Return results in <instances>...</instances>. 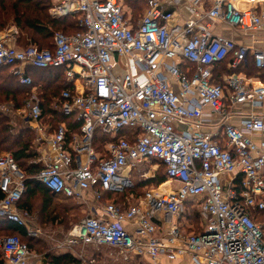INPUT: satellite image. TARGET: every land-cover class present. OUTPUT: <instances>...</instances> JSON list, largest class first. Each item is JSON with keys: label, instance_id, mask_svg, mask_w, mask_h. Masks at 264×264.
<instances>
[{"label": "built area", "instance_id": "built-area-1", "mask_svg": "<svg viewBox=\"0 0 264 264\" xmlns=\"http://www.w3.org/2000/svg\"><path fill=\"white\" fill-rule=\"evenodd\" d=\"M182 1L190 2V15L177 29L172 8ZM125 8V0H54L53 16L79 14L83 31L56 33L52 49L17 48L16 30L0 36V67H10L22 86L33 87L28 68L64 70L72 90L56 103L65 117L77 114L82 121L71 136L66 124L51 125L36 87L17 110L42 147V157L32 162L42 170L33 179L82 206L88 196L95 200L53 248L80 260L77 249L107 246L119 258L147 255L154 264L163 255L191 264H264V141L253 139L264 134V115L236 111L264 104V81L217 71L225 62L229 71L238 70L251 58L264 74V50L212 31L221 24L264 32V9L241 10L236 0H148L134 22ZM98 133L113 139L104 154L94 149ZM151 161L166 167L169 191H146L126 211L105 200L133 190L130 172ZM28 180L12 153L1 152L0 221L38 238L40 230L28 226L20 207ZM189 202L200 212V234H188L182 223ZM159 215L166 231L157 226ZM0 252V264L39 258L18 236L0 237Z\"/></svg>", "mask_w": 264, "mask_h": 264}, {"label": "trees", "instance_id": "trees-1", "mask_svg": "<svg viewBox=\"0 0 264 264\" xmlns=\"http://www.w3.org/2000/svg\"><path fill=\"white\" fill-rule=\"evenodd\" d=\"M148 0H125V3L132 5V8L137 11L132 15V20L137 21L141 15L146 10ZM53 0H0V28L6 25L3 17L9 18L8 14L13 17L16 27L20 28L22 31L28 32L31 41L39 45V49H52L53 48V38L58 31L62 33L71 35L83 31L80 27V15L72 14L64 18H55L50 16L49 11L52 10L53 5L51 4ZM141 4L143 7H141ZM143 13L139 14L141 11ZM38 37L39 39H36ZM41 41H49V44H42ZM36 47V46H35ZM28 48V47H26ZM227 63L220 64L217 71L220 74H231V73H245L247 76L254 75L252 72L255 71L257 74L260 72L255 68L254 63L249 61V64L241 67L235 71H229L227 69ZM27 74L33 79V87H25L19 84L18 79L11 73L10 67H0V106L4 103H12L14 109H21L22 100L27 99L31 94L34 87L38 90V97L40 99V106L42 112L49 123H55L58 121L59 124H66L68 128V135L79 133L82 121L77 114L71 117H65L60 109L54 110L52 105H54V100L58 97L60 98L64 91L72 90L71 85L66 82V77L63 69H36L28 68ZM261 74V73H260ZM264 75V74H262ZM55 105L59 107L56 103ZM11 116L2 112L0 110V153L8 149L12 155L19 168H21L26 177L29 178L27 181V193L23 197L28 198L27 202L24 204L22 201L20 207L30 213L32 211L31 202L34 198L40 196L43 200V211L47 214L51 221L57 222L61 221L64 224L67 221V210L65 207L54 202L55 199L59 197L55 196L51 191L45 188L40 183L36 182L33 178L41 170L42 166L29 164L31 161L37 159V154L32 150V138L24 137V133L31 135V129L26 126L20 129H15L11 126ZM120 136V135H119ZM30 137V136H29ZM104 137L97 138L95 146L98 147L99 144H104ZM158 162V161H151ZM162 166L163 163L159 162ZM165 171L166 167L164 166ZM167 182V176L165 172L164 177L153 178L152 180H147L142 183V186L147 187L151 184L161 186ZM141 186V185H140ZM146 189V188H145ZM144 189V190H145ZM135 189L131 190L133 192ZM129 193V192H128ZM145 193V192H144ZM127 195H107L105 200L116 199L124 200ZM0 193V198H2ZM186 231L188 234H200L201 233V216L199 210L196 208L194 202H189L186 205V213L184 214ZM264 222V216H261L260 222ZM188 223V224H187ZM0 233L3 234L2 237L6 236H18L23 243L33 244L34 237L28 236V232L25 228L19 227L8 221H0ZM41 244V240L37 238L35 240V245ZM30 248V247H29ZM31 249V248H30ZM49 249V247H48ZM48 249L39 250V253H44ZM32 250V249H31ZM33 251V250H32ZM51 253L48 255L51 264H80L81 261L76 259L70 254L67 255H53ZM0 258L2 254L0 252Z\"/></svg>", "mask_w": 264, "mask_h": 264}, {"label": "rangeland", "instance_id": "rangeland-1", "mask_svg": "<svg viewBox=\"0 0 264 264\" xmlns=\"http://www.w3.org/2000/svg\"><path fill=\"white\" fill-rule=\"evenodd\" d=\"M51 4L53 5V8L51 11H49V14H50V16L51 15L53 16L52 12L54 9V0ZM186 4L190 5V2H186ZM187 5H184V8H182V9H180L179 6L174 7V10L177 11V13H178L177 15L181 16L182 20H183V18H185L184 17L185 13H186L185 7ZM141 7H143L142 4H141ZM141 7H139V8L141 9ZM125 9H126L125 11H126V15H127L128 19H130L132 17L134 12H137L132 8V5L129 3L126 4ZM138 13L142 14L143 13L142 9ZM8 16H9V18L3 17V20L6 22V25L3 28H0V34H2V33L6 34V33H9L10 31L16 30L17 35L15 37L16 39L14 40V43L17 44V45H15V46H17V48L24 49V48L30 47V46L39 47L38 44H35L31 41V38H30L27 31H25V30L22 31L20 28L16 27L15 21H14L13 17L11 16V14H8ZM188 16H189V14H188ZM53 17H55V16H53ZM55 18H57V17H55ZM58 32H60V31H58ZM36 39H39V38L36 37ZM41 43L42 44H46V43L49 44V41H41ZM252 73L254 75L257 74V72H255V71H253ZM33 92L36 95H38L37 88ZM28 98L22 100L21 108H23V106L25 105V102L28 100ZM56 101H57V99L54 100V105H52V108L54 110L59 109V107H57L55 105ZM7 109L14 111L13 113H11V115L9 114L12 118L10 124L13 128H15L17 130V129H20L21 127L26 126V124H28L26 115H24L22 113L18 114L17 110L14 109L12 103H4L3 105L0 106V110L2 112H4ZM51 125L56 127L59 125V123L57 121L55 123H51ZM31 132H32V133H30L31 135L24 133V137H25V139L26 138H32V144H31L32 150L37 154V159H38V158L42 157V153H41L42 147L37 144L34 131L31 130ZM126 136H127L126 133L121 134L120 136H118V138L114 139V141H117L118 139L124 138ZM101 137L102 136L100 135V133H98L97 138H101ZM104 138H105L104 144H99L98 147L95 146V144H94V149L98 154H104L106 144L113 140L112 138H107V137H104ZM3 151H9V150L5 149ZM0 156H1V153H0ZM29 164H32V161H31V163L29 162ZM40 166H42V165H40ZM21 171H23V170L21 169ZM165 172L166 171H165L164 166H162L159 162L145 163L142 166H140L139 168L132 170L130 172V176L133 180L135 190L133 192L129 191V193L126 192L127 195L124 197V199L130 198L131 195H133L134 199H137V197H141L144 194V192L152 191V190H156V191L160 190L161 192H164V193L167 192L166 189L167 188L169 189V187H170L169 185H166L167 188L165 186L161 187L162 185L157 186L155 184H151L147 187L142 186V183L147 181V180H152L153 178H156V177L157 178L164 177ZM26 200H28L27 197H25L22 202L25 204L27 202ZM54 202L56 204H60L61 206L65 207L67 210V213H65V216H67V221L64 224H62L61 221H57V222L51 221L50 217L47 214H45V212L43 211L44 205H43V200L40 196L34 198L33 201L31 202L32 211L30 213H28V226L32 230L39 229L41 232V235L39 236V239L41 240V244L35 245V240H37V238H35V237L33 238L34 239L33 244L28 243L29 247L34 252H39V250L41 251V248L46 250V249H48L49 246H51V243L53 244L54 241L62 240L63 238H65L74 225L78 224L80 221H82L84 218H86L89 215L88 208L79 206V205L75 204V202L72 200H67L65 198L60 197L58 199H55ZM181 220H185V217H183ZM182 223H185V222L182 221ZM201 224L202 223H200V225ZM2 236H3V234L0 233V237H2ZM44 251L42 253H44ZM79 252L83 256V262L93 264V263H91L92 260L88 259V257L93 256V254H94L93 250H91V249H80ZM104 252H105V250H104ZM88 260H90V261H88ZM33 264H37V262L33 261Z\"/></svg>", "mask_w": 264, "mask_h": 264}, {"label": "crops", "instance_id": "crops-1", "mask_svg": "<svg viewBox=\"0 0 264 264\" xmlns=\"http://www.w3.org/2000/svg\"><path fill=\"white\" fill-rule=\"evenodd\" d=\"M187 2V1H186ZM186 2L182 1L179 4V8L182 9L184 8V5H187ZM188 6V5H187ZM187 6L185 7L186 13H185V18H183V20L181 19V16H178L177 11L173 9V11L175 12V19L173 20L172 25L174 27H176L177 29L180 27V25H182L187 19H188V9ZM236 6L241 9H248V8H254L256 9V11L260 12L261 10L264 9V0H256V2L254 4L250 3L249 0H236ZM190 15V14H189ZM178 26V27H177ZM213 28V34L215 36H223L225 38L231 39L234 42H236L239 46H244L247 47L249 49H256V50H264V32L263 31H250V32H240L239 30L236 29H232L228 26H224V25H218L215 24L214 26H212ZM5 33L0 34V36H4ZM14 45H17L16 43H14ZM249 61H251V58L249 59ZM249 61L247 63V65L249 64ZM245 74V73H243ZM250 77H255V78H259L260 80L264 81V75L262 74H256V75H252ZM237 112H243V113H248L251 111H254L258 114H263L264 115V104H262L261 106L258 107H254L251 106L249 104H246L244 106H239L236 108ZM237 122V121H235ZM253 139L255 140L256 143L260 144L262 141H264V134L261 136H253ZM167 184H163L161 187L165 186L166 187ZM173 188H176L177 186L175 184L172 185ZM167 188V187H166ZM167 191L170 190L167 188ZM141 197H137V199L133 198V195H131L130 198L128 199H113V202H115L118 206H120L124 211H126L130 205L135 204L136 202H138ZM70 200V199H67ZM87 203L88 205H84L83 204H77L76 201L72 200L75 202V204L88 208L90 206H93V204H95V200H93L92 197L88 196L87 198ZM112 199H108V201H111ZM126 200V201H125ZM99 207V215L103 216L104 212L102 211V208H100V205H98ZM161 215L157 216V218L155 219L159 224L157 225L162 231H166V228L168 227L164 222H162L161 220ZM126 229L128 230V232L131 235H135V228L130 226V225H126ZM39 239V237H38ZM64 239V238H63ZM56 242V241H54ZM54 242L53 244L51 243V246H49V249L46 253H39L36 252L39 255V258L37 260H35L37 262V264H51L48 258V255L51 253H54L55 255H67L69 253H65V252H61V251H57L53 248L54 246ZM81 249V248H80ZM80 249H77L78 251H80ZM87 249H91L94 251L93 256L88 257V259L92 260L91 263L93 264H154V262L151 261V259L147 256V255H131V257L128 260H125L124 258H119L117 256V250L115 248H111V247H107V246H100L98 248H87ZM105 250V252H104ZM53 254V255H54ZM54 255V256H55ZM71 255V254H70ZM73 257H75V255H72ZM76 259L80 260L78 257H75ZM88 260V261H90ZM81 263L80 264H89V263H85L83 262V259L80 260ZM158 264H191V261L189 258H184V259H177V260H172L169 257L163 255L158 259Z\"/></svg>", "mask_w": 264, "mask_h": 264}]
</instances>
